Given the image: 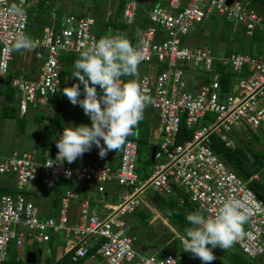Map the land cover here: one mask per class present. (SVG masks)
<instances>
[{
  "label": "built area",
  "instance_id": "1",
  "mask_svg": "<svg viewBox=\"0 0 264 264\" xmlns=\"http://www.w3.org/2000/svg\"><path fill=\"white\" fill-rule=\"evenodd\" d=\"M105 1L110 5L106 12L110 17L114 11L111 6L118 0ZM249 1L160 0L161 3L146 10L147 25L131 43L143 52L142 62L149 68L136 80L152 97V103L145 108L151 116L144 118L150 121L149 134L158 135L153 143L150 171L145 177H139L136 170L137 141L133 136L127 138L120 150L108 151L103 158L94 145L86 159L71 164L55 162L58 151L55 140L66 125L55 130L53 156H49L48 148L43 150L42 158L40 149L36 152L0 144V174L12 175L15 190L13 194L0 193V262L7 258L11 245L15 251H21L25 244L46 242L62 230L60 255L67 253L71 261L94 254L100 257L98 264H190L194 261L202 264L187 252L172 250L156 255L135 250L133 242L137 236L125 216L149 206V195L142 196L147 186L162 196L175 195L181 203L183 196L178 194V189L199 209L205 210L206 215H215L229 198L239 200L248 210V219L243 226L244 235L235 245L252 260L264 255V200L248 186V180L257 178V174L241 178L212 150L210 137L216 134L229 147L234 145L235 127L259 128L264 137V49L255 54L231 51L217 56L208 46L188 45L180 40L181 35L192 30L194 23L213 16L229 20L232 28L240 27L245 36L251 35L255 28L264 29V19L248 7ZM13 6L17 12L10 11ZM136 10L135 0H125L121 21L132 22ZM49 14L51 22L44 24L41 33L32 38L33 55L39 61L37 75L0 76V82L17 93L18 114L39 106L52 109L59 98L68 107L82 110L78 105L73 106L60 91L78 83L72 77L73 71L61 82L60 53L80 52L103 34L92 30L94 19L90 15L67 12L56 20L53 11ZM26 22L27 0L0 3V66L8 69L11 45L17 36L24 34ZM186 69L194 71L190 86L184 79ZM220 69L230 73L228 89L221 88ZM181 123L190 130V135L177 141ZM50 163L53 165L45 166ZM40 167L49 185L61 186L55 214L43 218L31 194ZM110 181H115L120 188L112 201L105 198L104 191ZM90 190L98 196L95 201L99 206L88 198ZM91 247L94 248L89 253Z\"/></svg>",
  "mask_w": 264,
  "mask_h": 264
},
{
  "label": "clouds",
  "instance_id": "2",
  "mask_svg": "<svg viewBox=\"0 0 264 264\" xmlns=\"http://www.w3.org/2000/svg\"><path fill=\"white\" fill-rule=\"evenodd\" d=\"M10 11L18 10L13 6ZM33 47L32 39L25 34L17 36L11 45L16 51ZM144 58L143 52L119 33L103 35L80 51L72 74L78 83L60 91L73 106L82 108L91 124L64 127L55 140L58 150L55 162L74 163L94 145L103 158L108 151L120 150L129 136L136 135L134 130L143 120L144 110L152 103V97L136 79L124 80L122 77H136ZM6 73V66H0V76L5 77ZM247 219L248 210L235 198L225 200L215 215H206L203 209L189 212L185 220L190 226L185 227L179 237L182 250L200 259L202 264H211L216 259L212 249L232 248L244 235Z\"/></svg>",
  "mask_w": 264,
  "mask_h": 264
},
{
  "label": "trees",
  "instance_id": "3",
  "mask_svg": "<svg viewBox=\"0 0 264 264\" xmlns=\"http://www.w3.org/2000/svg\"><path fill=\"white\" fill-rule=\"evenodd\" d=\"M137 2V10L135 13V18L130 23H124L120 20V12L123 8L125 0L117 1V17L108 21H105V29H97L95 32L97 34H116V32H122L123 35L127 37V39L134 43L136 40L137 32L143 27L147 25L146 20V10L153 4L159 3L160 0H135ZM161 3V2H160ZM47 5V0H37L34 3V8L40 10L43 14H45V6ZM61 10H56V20H58ZM84 15V14H77ZM119 17V19H117ZM34 21V25L32 22ZM33 26V30L27 36L31 39L34 36H37L41 33L43 22L39 20L38 17L33 16L32 19L27 17L26 26L28 24ZM104 27V28H105ZM127 28V33L124 34L123 31ZM101 30V31H100ZM217 37L221 40H225V47L223 49V54H227L231 51H243L249 54L259 53L264 49V29L255 28L251 35L245 36L240 27L232 28V25L229 20H222L221 26L218 30ZM79 53L77 51H63L60 53V61L61 66L59 70L60 80L63 81L65 76H68L70 72L73 71L74 61L79 58ZM229 77L230 73L228 71H222L220 69L219 81L221 88L228 89L229 87ZM124 80L129 77H123ZM2 83V82H0ZM4 84V92L9 99H12L14 95V90L6 83ZM66 103L64 99L59 98L54 106L51 116V121L46 122L43 125V135L40 142V150L41 157L43 158V150L48 148L49 142L54 138V133L57 127L62 125L63 123V115L59 111L65 107ZM26 113V112H25ZM25 113L18 114L17 110L15 111L12 106H2L0 110V125L2 118L8 116H12L15 118L16 128L20 132H23L24 124H25ZM43 113L40 111L34 112L33 119L37 122H42ZM84 124H89V119L86 118ZM1 127V126H0ZM250 141H260V136L251 128L245 127ZM136 135L135 137L137 141V173L139 177H145L150 169V164L152 160L149 158L150 147L153 144L149 141V133H150V121L146 118H143L142 121L139 122L138 127L134 130ZM190 135V130L186 129L183 123L179 126V134L177 136V141H180ZM211 147L212 150L224 161L226 162L241 178L248 179V177L252 173L257 174V178H251L248 180V186L254 191V193L261 199L264 200V147L254 148L248 145L247 142L240 140V143L234 144L232 147L224 145L223 141L216 134H211ZM144 149L146 152L145 157L142 158L143 164L139 165L138 160L141 156L138 152ZM146 166L147 168H142V166ZM57 186V185H56ZM61 186H57L53 188V195L51 199V208L48 212L44 213L45 216L55 214V210L58 204V199L61 195ZM178 194L183 196V201L179 203L175 195H166L162 196L154 192L156 197L159 199V210L163 215L167 218L168 223H174L178 226H190L188 222L185 220V215L189 212L196 211L199 207L188 200V197L183 194L180 190H178ZM1 192H9L15 193L13 188H9L6 185H0V193ZM138 213L139 219L145 222L148 217V212L145 209H138L134 213ZM54 235H51L48 243H51V239L54 238ZM63 241L61 242V244ZM94 247H91L89 253L93 250ZM170 248V245H163L160 248L162 253H165ZM215 255V254H214ZM16 251L12 248H8V256L0 264H14L15 263ZM216 259L212 261L213 264H226L221 261L216 255ZM47 264H77L79 261H71L68 254L64 253L60 255L56 260L49 261V258L45 256ZM227 260L229 264H253V260L245 256L239 250H232L227 254Z\"/></svg>",
  "mask_w": 264,
  "mask_h": 264
},
{
  "label": "rangeland",
  "instance_id": "4",
  "mask_svg": "<svg viewBox=\"0 0 264 264\" xmlns=\"http://www.w3.org/2000/svg\"><path fill=\"white\" fill-rule=\"evenodd\" d=\"M37 0H27V17L31 18L33 16L38 17L41 22L44 24H49L51 21L48 18L47 12L43 14L40 10H37L34 8V3ZM54 2V0L48 1L47 5L45 6L46 9H48L51 6V2ZM56 2L61 4V9L62 13L70 12L73 14H87L93 17L94 22L91 25L92 30L95 32L97 29H103L105 27L104 22L111 20L112 17L115 19L117 17V3L111 8H113L114 12L111 15V18H106V12L110 5L107 4L105 0H57ZM60 17V15H59ZM120 17V16H119ZM119 17L117 19H119ZM51 19V18H50ZM121 20V17H120ZM32 22V20H31ZM222 22V18L213 16L212 18L203 21V22H196L193 25V28L191 32L181 35L180 40L184 44L188 45H205L208 46L212 49V53L214 55L220 56L223 53V49L225 47V40H221L217 37V24ZM34 21L32 24L34 25ZM36 24V23H35ZM106 30V27L104 28ZM33 26L29 23L27 26H25L24 34L28 35L32 32ZM127 33V28L125 29ZM125 30L123 31L124 34ZM101 31V30H100ZM122 34V32H116V34ZM123 35V34H122ZM198 35V36H197ZM125 36V35H124ZM19 51L13 50V55L16 57ZM262 55L264 56V50L262 51ZM149 68L147 67V64L145 62H141L138 66V74L136 77H133L134 79H137L140 73L147 72ZM194 71L191 69H186L184 71V79L188 86L193 82L194 80ZM9 76H17V75H10L9 72L7 71L6 73ZM4 84L0 83V93H4ZM17 97V93L14 91V97ZM1 104V101H0ZM51 110V109H50ZM53 111V110H52ZM44 114V110H41ZM52 112L46 111L45 113V118L42 119V122H37L35 121L32 117H25V124H24V129L23 132H20L17 130L14 121L11 119V122H7L3 125L4 129V137H5V142L4 146L14 147L18 149H30L34 150L36 152H39L40 148V142L41 138L43 135V125L46 122L51 121V114ZM76 116L72 120L67 119L65 121V125L68 126L69 124L71 125H78V124H83V120L87 118L82 110H75ZM144 116L145 117H150V113H148L146 110H144ZM254 131L260 136V141H250L249 137L244 130L243 127H235L232 130V138L234 141V144L240 143V140L247 142L249 146L254 147V148H259V147H264V137L262 134V131L257 128L254 129ZM151 137V142L154 143L158 139V135L154 134H149ZM146 151L144 149H141L138 154L141 156V158L138 160V164L142 165L143 160L142 158L145 157ZM89 156V155H88ZM87 154H83L81 158H78L75 162H81L82 160L86 159ZM142 168H147L146 166H142ZM150 168V167H149ZM44 170L40 167L39 169V174H38V179L35 184H38L41 188L43 187H48L47 181H45L44 177ZM9 181V180H8ZM152 194L156 195L154 191L150 189V186H147L144 191L142 192V196H145L146 194ZM47 197H40L38 198V204L40 206L44 205L48 200L46 199ZM159 199L155 198L151 202V205L153 206L151 209L149 208H144L148 212V216L154 217L157 219V223L166 231V235H172L173 232L172 230L166 226L160 216H162L165 220L167 218L163 215V213L160 212L159 210ZM37 205V204H36ZM38 207V206H37ZM41 218L46 217L44 214H39ZM49 216V215H47ZM148 218V217H147ZM125 221L131 225V228L137 232V238L133 242V246L135 250L141 254H151L153 250L151 249V245H149L148 240L146 238V235H144L141 231L143 226H146V220L145 222L141 221L139 219L138 213H132L130 215L125 216ZM156 220H153L152 223H156ZM168 222V221H167ZM172 228L177 229V226L174 223H170ZM150 227L152 226L149 225ZM152 232V230H151ZM162 232V231H159ZM182 235V234H180ZM51 237V236H50ZM54 238L51 239V243H48V241L44 242H39V243H31L30 245L25 244L24 248H22L21 251H16V256H15V263L14 264H47L46 259L44 260L45 256L49 258V261L51 260H56L58 256L61 254L62 249H61V242L63 241V231L59 230L57 233L53 236ZM159 245V244H156ZM38 247L40 249V254H37V260L34 262H26L25 261V251H27L30 248L33 247ZM12 247V245H11ZM171 250L177 251L178 253L184 254V251L182 250V245L176 237L172 238V243H171ZM223 254H225L223 252ZM225 256V255H224ZM264 261V255H261L257 258L253 259L254 264H261ZM100 262V257L94 255V254H89L86 256L82 261H80L77 264H98ZM264 263V262H263ZM103 264V263H101ZM190 264H198L196 261L190 263Z\"/></svg>",
  "mask_w": 264,
  "mask_h": 264
},
{
  "label": "crops",
  "instance_id": "5",
  "mask_svg": "<svg viewBox=\"0 0 264 264\" xmlns=\"http://www.w3.org/2000/svg\"><path fill=\"white\" fill-rule=\"evenodd\" d=\"M48 1H51V0H47V3H48ZM56 1L57 0H54V2L52 1L50 3L52 7H49L48 9L45 10V13L47 12L48 18L50 17L49 12L53 11L54 14H55V18L54 19H56V10L57 9L61 10L59 12L60 16L63 14L62 13V9H61V4L56 2ZM112 12H114V11H112ZM109 15H106L105 19L108 18ZM49 20L51 21L50 18H49ZM216 26H217V32H218V30H219V28L221 26V22L218 23ZM125 33H126V30H125ZM16 54H17V56L15 57L13 55V50H12V57H11V60L9 61V65H8V69H7L9 74L10 75L22 76V77H25V78L36 76L37 73H38V70H39V61L33 55V48L28 49V50H20V52L16 53ZM0 101H1L0 110H1V107L5 106V105L12 106V107H14L15 111L17 110L16 109V102H17V97L16 96L14 97V95H13L12 99H9L8 96L6 95V92L0 93ZM41 110H44V114L42 115V119H43V118H45L46 111L48 110V111L52 112L53 108L51 110L47 109V108H45L43 106L36 107L35 109H30L29 108L26 111L25 116L33 118L34 112L41 111ZM75 110L76 109L68 107V105H65V107L63 109L59 110L62 113V115H63V123H62V125H65V121H67V119L70 118V120H72L74 118V116H76ZM11 119L14 121L15 126H16L15 118L12 117V116H10V117L6 116V117L2 118V121H1V125H0L1 126L0 127V144H2L3 147H5L4 144H6V143H4L5 142V137H4L3 125L5 123H7V122L8 123L11 122ZM85 119L83 120V124H84ZM6 147L8 148V146H6ZM85 154H87V156H88L90 154V151L85 152ZM35 183L33 184L32 189H31L32 198H33L35 204H37L36 206H38L39 214H44V213L48 212L51 208L54 209V207H51V199H52L51 197L54 194L53 193V188L57 187V186L56 185H53V186L48 185V187H44V188L42 187L41 188L40 186H38V184H35ZM0 185H6L9 188H13V177H12V175L3 174V173L0 174ZM119 190H120V188L116 184L115 181L108 182L106 184L105 190H104L105 191V198L108 201L115 200L116 199V195L118 194ZM148 195H149V206H143L142 209H144V208L151 209L153 207L151 205V202L153 200H155V198L157 199V197L155 195H152V194H149V193H148ZM87 196H88L89 199H91V201H93V203L96 206H99V203L97 201H95V199H97L98 196L94 193V191H92V190L88 191L87 192ZM40 197H47L46 199L48 200L42 206H40L38 204V198H40ZM159 218H161L162 222L172 230V232H173L172 235L170 234V235L167 236L166 235V231L157 223V219H155L154 217H151V216H148V218H146V223H145L146 226H143V228L141 229L142 233L144 235H146V238L148 240L149 245L152 246L151 247V249L153 250L152 253L156 254V255H162L163 254L160 251V248L163 245H167V244L170 245V248H168V251H170L172 238L176 237L177 239H179L177 235H180V234L183 235L184 229L186 227V226H178V225L175 224L177 226V229H174V228H172L171 224L168 223L167 220H165L162 216H160ZM153 220H156L155 221L156 223H152ZM151 224H152V226L150 227L149 225H151ZM130 227H131V225H130ZM151 230H152V232H151ZM159 231H162V232H159ZM133 232H135V231L133 230ZM135 233H136V236H137V232H135ZM156 244H159V245H156ZM35 249H39V248L38 247H36V248L33 247V248L28 249V250H35ZM232 250H238V248H237V246L235 244H234V246L232 248L227 249V250H223L220 247H216V248L212 249L213 253L221 261H223L226 264H229L228 260H227V254L230 251H232ZM223 252L225 254H223ZM39 254H40V252H39ZM36 260H37V255H36Z\"/></svg>",
  "mask_w": 264,
  "mask_h": 264
},
{
  "label": "water",
  "instance_id": "6",
  "mask_svg": "<svg viewBox=\"0 0 264 264\" xmlns=\"http://www.w3.org/2000/svg\"><path fill=\"white\" fill-rule=\"evenodd\" d=\"M229 1L230 0H226L227 3ZM248 7L264 19V0H250L248 2ZM154 148L155 146L154 144H152L150 147V154H149L150 160H152L153 158ZM53 152H54V139H52L49 142V146H48L49 156H53ZM39 252H40L39 249L25 251V261L31 263L34 262L36 260V255L39 254Z\"/></svg>",
  "mask_w": 264,
  "mask_h": 264
}]
</instances>
